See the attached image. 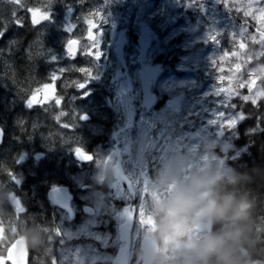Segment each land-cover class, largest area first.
Listing matches in <instances>:
<instances>
[{
    "label": "rangeland",
    "instance_id": "374dc122",
    "mask_svg": "<svg viewBox=\"0 0 264 264\" xmlns=\"http://www.w3.org/2000/svg\"><path fill=\"white\" fill-rule=\"evenodd\" d=\"M34 1L37 2L38 0ZM110 2L122 5L120 8L121 15L117 13L116 6L109 8L106 14L107 18L113 19L115 22L116 18L121 19L123 16L122 31L124 36L134 29L141 19H147L154 26L158 36L165 38L167 52L170 51L171 53L168 61L170 58H174L175 63L171 64V68L169 67L166 73L157 79V88L161 94L166 93L170 96L171 103L177 102L178 105L177 108L172 109L165 104V107L155 111L156 113L141 112L139 114L140 104L137 97L135 93L133 96L127 94L129 84L125 80V75L119 71L121 75H117V79L123 82L118 91L119 108L117 110L122 118V130L111 138L114 141L112 144L108 143L111 146H98L93 150L94 159L91 163L85 165L77 163L81 169L71 176H69L70 173H65L75 192H79V195L89 200L88 204L92 207L93 212L82 222H74L73 224L65 223L64 220L62 221L63 216H61L60 221L62 222L59 223L60 234L58 235L61 245L58 246L54 261L55 264H112L114 257L124 249L123 244L118 242L120 240L119 227L124 221L120 220V217L124 216L128 221L133 222L129 264H143L141 242L143 237L152 234L157 235V240L162 245L154 264H185L181 255L183 241L191 236L202 239L205 235L210 234V231L197 234V226L202 221L198 224L186 221L189 231L181 238H171L167 231L171 227L168 220V202L181 186L191 183L194 178L202 177L211 184L220 176L228 174L223 159L232 150L227 132L233 128L224 127L223 120L232 117L239 120L240 115L234 107L230 106L234 105L235 98L228 101L223 95H216L218 87L227 88L230 85L227 79L218 84L217 76H231L233 78L231 85L238 86L242 81L249 80V73L254 72L260 78L257 81V88L251 94L255 97L258 91L264 90V58L261 57V52H264V45L251 42L249 36L255 33L249 30L242 37L248 45L247 49H239L238 46L230 45L229 32L232 30L239 32L237 26H240L235 21L233 14L240 13L241 17H244L243 11L247 8L248 0H225L224 3L221 0H110ZM261 6H264V0L253 7ZM39 7L44 8V5H39ZM83 10H85L83 11V19L96 21V17L89 16L92 12L86 11L85 8ZM189 10L196 18V22L192 23L189 15L185 14ZM57 13L60 12L57 11ZM55 17L59 18L57 15ZM64 19H66V25L63 29L68 32L62 31V35L58 39L61 44L70 37L79 39L81 34L84 35V31H86L84 38L87 39L86 23L79 22L81 26L71 25L70 21L74 18L70 13L66 14V9ZM173 21H176V24L172 23ZM115 22L112 25L110 23L107 29L104 27L102 29L100 25L95 39L99 36L100 31L107 34L104 39L114 37L110 34H113ZM253 22L257 27V21L253 20ZM217 31L223 33L218 38L222 40V44L209 41ZM255 35L259 39V35ZM237 38L240 39L241 37L238 36ZM55 42L58 43L56 39ZM86 42H80L81 56L85 54ZM159 42L161 40L158 37L157 43ZM224 48L229 52H239L240 56L230 55L220 60L219 57L223 55ZM117 50L118 46H114L113 51L116 52ZM52 56H56V54L53 53ZM248 56L252 57L250 63L247 62ZM214 58L217 60V69L222 67L225 69L224 72L219 73L215 70L212 65ZM131 59L133 62L135 61L134 55L131 56ZM59 60H66V58L59 59L57 57L55 61ZM67 61L72 62L67 59L62 68L55 67V71L66 69L61 74L62 79L56 81V88L57 83H59L62 88L70 87L75 92L71 107V125H74L79 130L78 132L80 129H93V132L99 133L101 130L100 120L103 117V112L99 109L100 104H98L100 98L94 94L90 99V97H85L83 93L96 92L95 84L102 79L103 76L101 75L103 74L91 71L83 74L79 71L81 67L77 63L73 62L74 65H69ZM133 62H130V74L133 73V78L139 80L141 70L140 67L136 68V63ZM237 62L243 64L241 72L231 70ZM104 75L108 74L105 73ZM85 79H91L87 87L82 90L76 88V84ZM246 91L247 89L243 90L242 94ZM240 98L243 99V97ZM261 100L264 101V98ZM114 101L116 107L117 99ZM11 102L14 103L13 100ZM44 106H40V108ZM37 108L39 109V107ZM218 112H225L227 115L217 119ZM85 113L91 118H97V120L84 123L85 121L79 117ZM138 115L141 116L137 119ZM43 117L42 112L37 113L33 128L38 130L35 134L38 141L36 143L30 142L39 146L38 148H49L50 150L54 136L52 133L55 131L48 122L43 121ZM213 120L217 122L212 123ZM155 129L158 130L156 144L151 140L152 132ZM60 131L58 129V133ZM74 139L73 153H75L74 149L77 146L83 148L84 145L78 138ZM124 148H129V154L132 155L131 161H129L132 175L136 179H140V173L143 172L149 177L150 165L152 164L153 172L151 173L154 175V179L153 177H149V179L152 180L156 189L163 193L162 197L155 202H151L150 197L144 201L153 219L151 226L143 224L140 220L138 207L142 200L139 189H137L134 199L127 189L117 190L113 187L116 183L113 173L114 159L117 157L113 153L118 151V156L123 158L125 156ZM70 167L67 166V169ZM173 184L175 185L174 190L170 193L166 192L165 190ZM105 188L108 191L113 189L114 194H107ZM110 202L114 206L118 205L122 208L120 212H115V238L109 233L107 224L102 220L106 212L109 213V216L113 214L114 207ZM128 207L132 211L131 215L126 216L124 210ZM14 208L13 205L8 207L9 218L6 221L7 224L4 225V233L2 232L3 227H0L2 245L5 244V238L8 236L11 240L18 236L17 226L20 224V209ZM156 217H159L160 220H156ZM6 232H8V236ZM35 239H37L36 234L31 236V242L34 246ZM92 241L96 242L101 249H105L104 252H101L102 254L98 253L95 246L91 245ZM116 247V253L112 255L110 250ZM2 252L0 251V257L4 254ZM59 252L62 254L58 255ZM247 264H264V262L255 261Z\"/></svg>",
    "mask_w": 264,
    "mask_h": 264
},
{
    "label": "trees",
    "instance_id": "16d2710c",
    "mask_svg": "<svg viewBox=\"0 0 264 264\" xmlns=\"http://www.w3.org/2000/svg\"><path fill=\"white\" fill-rule=\"evenodd\" d=\"M88 1L51 0L49 4V0H38L37 2L24 0V6L27 8L44 5L45 9L49 7L51 13L64 12L65 9L72 8L75 18L79 19L84 18L83 8ZM69 3L73 4L68 5ZM110 5V0H108L107 7ZM14 10L24 21L22 27L13 22L12 12ZM185 14L189 15L192 21L196 20L190 10ZM233 16L239 25L247 19L248 23L245 27L250 32L254 30L255 24L251 18L241 17L240 13L233 14ZM61 25L62 23L55 20V16H53L48 23L34 26L26 11L0 0V29L6 27V31L0 37V122L4 129L8 130L9 123L13 125L22 123L19 130L27 136V133H31L32 125L35 124L37 112L42 109L45 123L57 121L56 117L62 112H67V115L60 116L59 120L66 119L70 115L69 88L58 87L57 95L65 98L62 106L51 103L45 108H31L30 110L25 104V98L34 89L41 87L44 83L51 82L50 74L55 71V63L52 61L51 55L54 53L59 59L65 55L63 46L58 40L62 35L59 30ZM55 39L58 43L55 42ZM172 52L175 53L174 50ZM170 56L171 53L168 51L165 56L160 57L164 68H169L171 64L175 63L174 58H170L168 61ZM62 61L64 60H59L57 64L60 65ZM233 103L235 111L243 113L245 118L239 119L235 128L227 132L232 145V150L223 159L228 174L220 176L211 185L213 190L222 196L232 195L237 199L246 200L250 204V208L245 220H225L222 223H214L210 233L226 231L234 225L241 227L243 242L238 248V256L243 264L255 261L264 262V101L261 100L259 105H253L251 102H245L242 98H235ZM21 112L22 114H20ZM84 135L83 138L86 141L90 140L93 143H104L105 141L104 138L89 136L90 134L87 133ZM56 144L60 166H51L53 161L48 165L51 168L57 167L58 170H63V166H66L65 161L62 160L63 152L67 147L60 146L61 142L59 141ZM87 149L92 150V147H87ZM50 156L52 157V153ZM70 158L74 160L72 156ZM43 187L46 189L45 186ZM44 203L46 204L47 201ZM258 214L262 217L259 222ZM42 242L44 246L39 248L36 256L31 248L33 250H31V264H36L35 261L37 264H52L53 254L49 245L50 240L43 238Z\"/></svg>",
    "mask_w": 264,
    "mask_h": 264
},
{
    "label": "flooded vegetation",
    "instance_id": "af4514ba",
    "mask_svg": "<svg viewBox=\"0 0 264 264\" xmlns=\"http://www.w3.org/2000/svg\"><path fill=\"white\" fill-rule=\"evenodd\" d=\"M91 0L88 1L87 5H90ZM100 5V4H99ZM101 6V5H100ZM100 6L97 8H89L92 11H99ZM96 22L100 23L102 29L104 26H107L106 19H102L100 21L99 17L96 18ZM116 26H119L116 23ZM105 28V27H104ZM105 33V32H104ZM102 33V35L98 36L96 39L94 38V42L92 43L90 40L85 39V53L87 52L88 47L91 45L92 47H97L100 44V49L102 50L103 54L98 60L91 56L84 54V56L77 55L74 59L66 56L67 59L71 60L72 62H76L80 67H87L89 71L93 73L100 74H108L110 83L105 85L104 80H101L96 83L97 90L96 92H90L85 97H90L92 95H96L100 98L98 104H100L99 109L103 112V117L100 120L102 122L100 132H93V129H80V132L76 131L74 127L73 130H69L67 128L66 132L68 133V138L73 139L78 138L79 140L84 139V133H87L89 136H95L100 138H112L117 133H120L122 130V118L119 116L117 108L119 94L118 91L121 88L122 82L121 80L117 79V75H121L119 71H121L125 75V80L129 84V90L127 94L129 96H133L135 93L138 102H141L142 96V89L140 78L139 80H135L134 74H130V61L128 59V54L130 49L133 47V42L137 39L133 37L131 39V44H128V40L124 39L123 36L120 37L119 32L115 31L111 36H114L109 39H104V36L107 34ZM96 37V36H95ZM75 38V37H74ZM80 41V38L78 39ZM92 43V44H91ZM118 46V50L116 52L113 51V47ZM80 47V43L78 45ZM65 55L67 53L65 52ZM124 59L128 65V73L125 72L124 69ZM155 60V59H154ZM154 62V61H153ZM140 69L141 63L138 62L136 68ZM151 74L153 75V83L156 79L158 74L159 68H150ZM119 73V74H118ZM70 94H69V104L70 108L72 107L73 98L75 92L69 87ZM100 90H106L108 96L103 98L100 94ZM154 91V89H153ZM155 92V91H154ZM159 97V107L162 105L167 104L169 102L165 96H159L157 92H155ZM115 99H117L116 107H115ZM132 100V98H131ZM141 105V103H140ZM140 111H143L140 106ZM60 116V114H58ZM89 116V115H88ZM71 117H72V108L70 113V118L67 121L66 119L59 120L63 125L65 123L71 125ZM97 120V118H91L89 116L88 120L84 119V123L92 122ZM58 121V120H57ZM99 121V120H98ZM22 123L13 125L12 123L8 124V130L4 129V140L3 144L0 147V227H3V233L5 232L4 225L7 224V220L9 218L8 207L13 205L15 208L20 209L19 219L20 224L17 226L18 234L21 236H25L28 240L30 251L32 250L36 252L44 246L43 238L50 240V246L52 248L53 258L51 259L54 262V258L57 256L58 246L60 247L61 242L59 236L57 234L56 229L60 227V224L63 220L64 222H68L73 224L74 222H82L84 218L91 216L93 212L92 207L89 206V200L83 198V196L79 195L75 192L72 184L69 183V180L66 178L65 173H70L69 176L72 175L71 169L58 170L57 167L51 168V166H60L59 164V154L58 149L56 146V142L52 144V149L47 150V152L52 153V164L51 166L48 165L49 162H45L44 160V149L38 148L36 144L34 145L30 141L37 142L36 137H27L26 134L21 130L19 127ZM18 129H17V128ZM129 127V126H128ZM16 129V130H15ZM19 130V131H18ZM10 134V135H9ZM12 135V136H11ZM15 135V136H14ZM20 139V140H18ZM85 140V139H84ZM5 142V143H4ZM19 145V146H18ZM19 147V148H18ZM18 148V150L16 149ZM23 148V149H22ZM40 153H43L39 156ZM114 166H118L119 173L122 171L124 175L130 176L128 171H123V161L121 156H117L115 159ZM79 163L85 164L82 160H78ZM35 166H34V165ZM45 165V166H44ZM11 167V168H10ZM36 167V168H35ZM53 170V172H51ZM11 172L15 173V178L10 174ZM54 174V175H53ZM51 176V177H50ZM35 177V178H34ZM54 177V178H53ZM51 178V179H50ZM43 181H46V184H51L52 187L44 188ZM121 187H127L126 183L121 182ZM59 185H66L69 187L70 192L73 196L72 199V208L75 213V217L72 219L68 213L60 210L59 208L55 207L49 200H48V192L51 188L57 187ZM5 189V190H4ZM46 193V194H45ZM85 195V193H82ZM131 197L135 199V196ZM76 198V199H75ZM47 201L45 204L44 202ZM13 202V203H12ZM90 207L91 211L88 213L86 208ZM14 208V209H15ZM5 210V211H4ZM60 214V215H59ZM61 214L63 216L61 220ZM126 217L121 216L120 219L124 220ZM102 220L107 224L108 228V220L107 216H103ZM10 221V220H9ZM8 221V222H9ZM127 223L131 224L130 221H126ZM36 234L37 239L33 245L31 242V236ZM8 236V232H6ZM11 238H6L5 241H9ZM5 242V243H6ZM95 246L98 253L102 254L105 249H101L99 245L91 244ZM3 246V247H2ZM80 246V245H78ZM5 246L1 244L0 241V250H4ZM32 248V249H31ZM31 251V252H32ZM62 253L59 252L58 255ZM131 257V252L128 250V260ZM35 259V257H34ZM37 264V261H35Z\"/></svg>",
    "mask_w": 264,
    "mask_h": 264
},
{
    "label": "snow or ice",
    "instance_id": "6c2138e0",
    "mask_svg": "<svg viewBox=\"0 0 264 264\" xmlns=\"http://www.w3.org/2000/svg\"><path fill=\"white\" fill-rule=\"evenodd\" d=\"M6 3H10L12 5H15L16 8L18 9H23L28 13V17L30 22L35 26L39 25L45 21H49L52 19V13L49 10V7L47 9L41 8V7H27L25 8L24 6V0H4ZM222 3L225 2V0H221ZM51 3V0H49V4ZM261 3V0H248L247 8L246 10L243 11V16L244 17H251L254 21H257L258 26L254 28V33L259 35V39H257V36L255 34H250L249 38L250 41L253 43L261 44L264 45V6L254 8V5H258ZM13 16V22H15L18 26H23V19L19 18L18 12L13 11L12 12ZM91 17H99L100 21L103 19V13L98 12V11H93L92 13L89 14ZM87 25V39L90 40L92 43L94 42V38L96 33L98 32L97 30L100 28V23H97L94 19H87L86 21ZM248 21L247 19L243 20L239 27V32L236 30H232L228 34V39L230 41V45L233 47L238 46L239 49H247L248 45L244 42L242 37H244L245 33L248 31V29L245 27L247 25ZM71 30V29H69ZM6 31V27L4 29H0V37H2L3 32ZM99 35H102V31L99 32ZM223 33L221 31H217L215 35H212L209 41L216 43V44H222V40L218 39L221 37ZM241 37L238 39L237 37ZM80 41L76 38H70L66 44H65V50L70 58H75L77 55L81 54V51L78 47ZM91 43V44H92ZM223 48V47H222ZM87 55H91L95 57L97 60L103 55L102 50L100 49V44L97 47H92L91 45L88 47L87 52L85 53ZM234 56V57H239L240 53L236 51H231L229 52L227 49L223 50V55L219 57L220 60H223L225 57L229 56ZM261 57L264 58V52H261ZM51 59L55 61L57 59L56 56H52ZM252 57L248 56L247 57V62H251ZM212 65L215 68V70L219 73H222L225 71L224 68L220 67L217 69V60L214 58L212 60ZM243 69V64L240 62H237L234 64V68L231 69L236 72H241ZM66 69H60L59 71H54L53 73L50 74V83H44L41 87H38L34 89L30 95H28L25 98V104L28 108H35L37 106H43L47 105L49 103L54 102L57 106H62L64 102V97L58 96L57 91H56V81L62 79V73L65 72ZM79 71L81 73L88 72L89 69L87 67H81L79 68ZM249 80H244L241 83L238 84V86H232L231 81L232 77L228 76L225 77L224 75H218L217 76V82L222 83L227 79L230 82L229 87H218L216 89V95L221 96L223 95L226 100L231 101L234 98H240L243 97V100L245 102H251L253 105H259L261 98H264V90H260L256 93V96L253 97L251 94L254 92L253 90L257 88V81L260 79L257 75H255L254 72L249 73ZM91 82V79H85L83 82H80L76 84V88L78 89H85L87 85ZM247 89V91L242 94V91ZM88 93H83V95H87ZM231 107H235V105H230ZM67 112H62L60 116H66ZM227 113L225 112H218L217 113V119H220L221 117H225ZM60 116H57L56 119L59 120ZM87 114H83L82 116L79 117V119H87ZM245 115L243 113L240 114L239 119H244ZM216 120H213L212 123H216ZM238 123V119L236 117H232L230 119H225L223 120V126L227 128H235V126ZM63 128H67L69 130L74 129V125H69L67 123L60 125ZM3 136V129L0 128V140H2ZM124 151L127 152L128 148H124ZM75 155L77 156L78 159L83 160V161H91L94 159V156L91 153L86 154V150L81 148L80 146H77L74 149ZM113 155L118 156L119 152L113 153ZM111 159V157H109ZM13 178H15V173L11 172L10 173ZM121 182L126 183L128 192L132 195L135 196L137 194V189H139V195L141 197L142 203L139 205L138 210H139V216L140 220L143 224L151 226L153 224V219L150 214L149 208L146 206V203L144 201H147V199L150 197L151 202H155L158 199H160L163 195L158 189H156L155 185L153 184L152 180L149 179V177L141 172L140 173V179H132L129 178L127 175H124L123 172L121 171L118 174V179L117 182L113 185L114 188L117 190H120L121 187ZM175 185H170L165 191L170 193L171 191L174 190ZM131 209L130 207L125 208L124 214L126 216L131 215ZM147 213V214H146ZM262 219L261 215H257V220L258 222ZM207 229H211V225H205L203 228H197L196 232L199 234L200 231ZM57 234H60V229H56ZM15 251L14 249H10L9 255L7 258L5 257H0V264H8V261H12L13 264H15ZM55 264V261L53 262Z\"/></svg>",
    "mask_w": 264,
    "mask_h": 264
},
{
    "label": "clouds",
    "instance_id": "9594fccd",
    "mask_svg": "<svg viewBox=\"0 0 264 264\" xmlns=\"http://www.w3.org/2000/svg\"><path fill=\"white\" fill-rule=\"evenodd\" d=\"M205 192H209L205 196ZM167 229L171 238H181L189 231L186 221L198 224L204 220L222 223L225 220L243 221L247 218L250 204L232 195L222 196L204 178H194L181 186L167 205ZM243 242V230L232 226L226 231L205 235L202 239L188 237L181 246L185 264H243L238 256V248Z\"/></svg>",
    "mask_w": 264,
    "mask_h": 264
},
{
    "label": "water",
    "instance_id": "95a60500",
    "mask_svg": "<svg viewBox=\"0 0 264 264\" xmlns=\"http://www.w3.org/2000/svg\"><path fill=\"white\" fill-rule=\"evenodd\" d=\"M153 31L149 26L144 24L141 27L140 35L138 37L137 43L140 48V59L143 62L148 55L151 42H152ZM142 93H143V107L151 109L157 104V98L152 94V79L149 71L147 69L143 70L141 77ZM1 128V127H0ZM4 132L2 140H0V146L3 143ZM50 197L52 201L61 207L64 210H67L71 213V216H74L71 209L70 201L71 195L67 187H58L51 190ZM205 225H213V221L209 220V223H201L197 228H203ZM205 230V229H204ZM202 230V231H204ZM200 231V232H202ZM121 238L127 244H130V232L127 225L123 226L121 229ZM10 249H14L15 253V264H29V251L28 243L25 236L20 237L15 240V242L10 246L7 251V257L9 255ZM142 251L144 254L145 264H153L156 258V254L159 251V245L154 237H145L142 242ZM6 257V258H7ZM10 264H13L12 261H8ZM114 264H127L126 252L119 256Z\"/></svg>",
    "mask_w": 264,
    "mask_h": 264
},
{
    "label": "bare ground",
    "instance_id": "6f19581e",
    "mask_svg": "<svg viewBox=\"0 0 264 264\" xmlns=\"http://www.w3.org/2000/svg\"><path fill=\"white\" fill-rule=\"evenodd\" d=\"M24 92V91H23ZM21 94V93H20ZM10 99V98H9ZM15 108V107H14ZM16 110H17V108H16ZM10 111V110H9ZM18 112V111H17ZM20 114H22V112L20 113ZM26 114V113H25ZM9 116V115H8ZM27 117V116H26ZM5 120V119H4ZM26 121V120H25ZM98 122V121H97ZM101 124H102V122H101ZM27 125V124H26ZM17 128V127H16ZM18 129V128H17ZM26 129V128H25ZM16 130V129H15ZM27 130V129H26ZM19 131V130H18ZM23 133V132H22ZM10 135V134H9ZM12 136V135H11ZM15 136V135H14ZM18 140H20V139H18ZM97 141V140H96ZM5 143V142H4ZM19 146V145H18ZM19 148V147H18ZM18 148H16L17 150H18ZM23 149V148H22ZM34 165V164H33ZM35 166V165H34ZM45 166V165H44ZM11 168V167H10ZM36 168V167H35ZM54 175V174H53ZM51 177V176H50ZM35 178V177H34ZM54 178V177H53ZM51 179V178H50ZM5 190V189H4ZM46 194V193H45ZM76 199V198H75Z\"/></svg>",
    "mask_w": 264,
    "mask_h": 264
}]
</instances>
